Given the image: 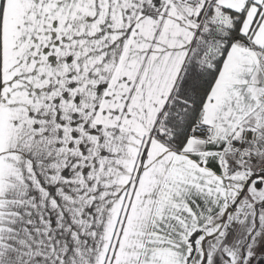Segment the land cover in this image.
<instances>
[{"label":"snow or ice","instance_id":"6c2138e0","mask_svg":"<svg viewBox=\"0 0 264 264\" xmlns=\"http://www.w3.org/2000/svg\"><path fill=\"white\" fill-rule=\"evenodd\" d=\"M0 264H264V0H0Z\"/></svg>","mask_w":264,"mask_h":264}]
</instances>
